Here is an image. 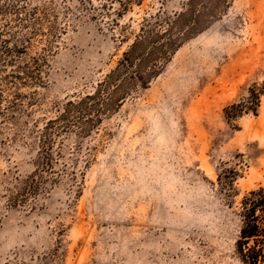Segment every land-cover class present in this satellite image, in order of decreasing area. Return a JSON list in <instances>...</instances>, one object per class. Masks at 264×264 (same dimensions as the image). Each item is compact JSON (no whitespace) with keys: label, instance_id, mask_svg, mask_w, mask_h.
<instances>
[{"label":"rangeland","instance_id":"rangeland-1","mask_svg":"<svg viewBox=\"0 0 264 264\" xmlns=\"http://www.w3.org/2000/svg\"><path fill=\"white\" fill-rule=\"evenodd\" d=\"M191 1L0 0V264H264V0Z\"/></svg>","mask_w":264,"mask_h":264},{"label":"trees","instance_id":"trees-1","mask_svg":"<svg viewBox=\"0 0 264 264\" xmlns=\"http://www.w3.org/2000/svg\"><path fill=\"white\" fill-rule=\"evenodd\" d=\"M193 2H195V0L194 1L192 0L190 2V4H193ZM157 38H159V37L157 36ZM170 43H172L171 39L164 40V42L162 44V52H161L160 60H166L168 58V56H169L168 47H169ZM8 52H10V50L6 46V47L3 48V51L1 53L3 54V53H8ZM8 61L12 62L11 60H8ZM129 63H131L130 55L125 53L124 57L121 60V62H119L118 66L116 67V69H115L116 71L114 70V72H113V75L115 74V72H118L116 75H114L115 78H118V79L120 78L121 70H122L121 68H125L126 66H128ZM156 67L157 66H155V64H153L150 72H148L145 76H140L141 75V74H139L140 72L137 71L138 72L137 79L142 80V81L145 80V82H148V80H150L151 78H153V77H155L157 75V71L155 69ZM113 75H111V76H113ZM11 77L14 78L15 77L14 74H11ZM102 86L103 85L100 84L99 87L101 88ZM260 94H264V81L262 82L260 91H256V90H251L250 91L249 106L253 107V106H255L257 104ZM90 97H93V96H90ZM258 229H259L258 220H257V218L252 216L251 219H248L246 221V228L244 227L241 230L242 237L243 238L253 237L255 235V233L258 232Z\"/></svg>","mask_w":264,"mask_h":264}]
</instances>
